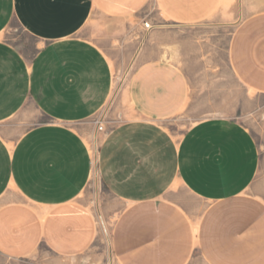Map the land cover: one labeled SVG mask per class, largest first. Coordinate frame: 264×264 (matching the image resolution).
Instances as JSON below:
<instances>
[{
    "label": "crops",
    "instance_id": "1",
    "mask_svg": "<svg viewBox=\"0 0 264 264\" xmlns=\"http://www.w3.org/2000/svg\"><path fill=\"white\" fill-rule=\"evenodd\" d=\"M230 18L225 0H0V264L45 252L105 264L92 249L108 224L107 264H264V157L239 120L263 107L264 6L236 25L227 71L213 35L190 33ZM144 20L155 26L130 77L131 116L95 166L83 123L110 100L114 68L91 33L133 35ZM11 26L35 54L7 40ZM199 110L208 117L179 136L173 121ZM97 175L111 200L94 208L79 198Z\"/></svg>",
    "mask_w": 264,
    "mask_h": 264
},
{
    "label": "rangeland",
    "instance_id": "2",
    "mask_svg": "<svg viewBox=\"0 0 264 264\" xmlns=\"http://www.w3.org/2000/svg\"><path fill=\"white\" fill-rule=\"evenodd\" d=\"M225 4L227 14L231 16L228 25L221 28H197V30L190 33L193 36L213 35L211 37L208 36V48L212 50L214 58L218 60L220 67L227 71L226 49L231 34L236 25L241 22L246 15L256 12L264 6V0H225ZM159 24H161V28L163 29H171L170 22L166 20H161ZM154 26L155 25L153 24L149 30L143 28L144 30L138 31V33H134L133 35H126L124 33L106 35L99 30L91 33V38L97 41L99 46L103 48L114 68V85L110 100L106 103L99 114L83 123L84 127L90 128V131H88V134L86 135L93 148L95 166H97L98 151L104 136L112 129V127H114V125L131 116L132 111L129 109L127 94L128 85L131 80L130 77L138 63L142 59H145V56H138L140 51L139 47L141 46L140 41L145 39L147 35L151 33ZM188 33L189 32H187V34ZM6 34L7 40L18 49H22L27 55H33L36 53V42L33 38L28 36L21 27L18 28L16 26H11L7 29ZM260 102L263 104V107L260 109L259 114L256 113L248 116H239V120L241 123L249 127L255 134L256 138H258L261 145V154L264 157V95L260 97ZM201 111L203 110L188 111L187 113H183V116L175 119L173 121L175 132L180 136L189 127L193 126L201 119L208 117L200 115L199 113ZM100 124L105 127L104 132L98 131V126ZM262 173L263 170L258 178L262 176ZM104 195L105 193L99 175H97L93 178L86 192L79 198V200L89 203L91 207L98 208L99 203H101L103 199H107L108 201L111 200L110 197ZM99 215L102 220V213ZM110 232L111 225L108 224V228L103 226L100 242L92 249L95 253L100 255L99 261L105 264L109 261L107 257H110V263L112 257ZM87 258L88 256H84L77 261L68 262V264H89L90 262ZM56 260L57 258L52 257L46 252L43 253L42 256L40 255L39 258H32V261H34L35 264H52Z\"/></svg>",
    "mask_w": 264,
    "mask_h": 264
},
{
    "label": "built area",
    "instance_id": "3",
    "mask_svg": "<svg viewBox=\"0 0 264 264\" xmlns=\"http://www.w3.org/2000/svg\"><path fill=\"white\" fill-rule=\"evenodd\" d=\"M143 26H144L145 29L149 30V28L152 27V24L150 23L149 20L148 21H143ZM98 127H99V129H98L99 132H104L105 127L103 125L100 124Z\"/></svg>",
    "mask_w": 264,
    "mask_h": 264
},
{
    "label": "bare ground",
    "instance_id": "4",
    "mask_svg": "<svg viewBox=\"0 0 264 264\" xmlns=\"http://www.w3.org/2000/svg\"><path fill=\"white\" fill-rule=\"evenodd\" d=\"M96 168V167H95ZM97 174V171H96V169H94V175H96Z\"/></svg>",
    "mask_w": 264,
    "mask_h": 264
}]
</instances>
